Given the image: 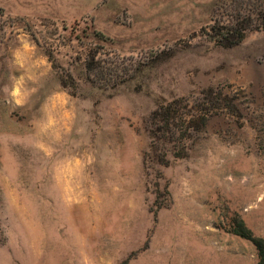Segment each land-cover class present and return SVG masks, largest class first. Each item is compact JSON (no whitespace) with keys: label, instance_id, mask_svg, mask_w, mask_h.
Masks as SVG:
<instances>
[{"label":"rangeland","instance_id":"1","mask_svg":"<svg viewBox=\"0 0 264 264\" xmlns=\"http://www.w3.org/2000/svg\"><path fill=\"white\" fill-rule=\"evenodd\" d=\"M240 1L0 0V264L257 263L264 29L199 32Z\"/></svg>","mask_w":264,"mask_h":264},{"label":"trees","instance_id":"2","mask_svg":"<svg viewBox=\"0 0 264 264\" xmlns=\"http://www.w3.org/2000/svg\"><path fill=\"white\" fill-rule=\"evenodd\" d=\"M251 1L254 2L252 5L249 4ZM263 4V0H241L236 8L231 7L227 17L214 19L212 23L201 27L199 32L223 47L234 46L240 43L251 30L264 29ZM113 66L114 64L110 63L107 65L103 59H94L93 56L84 62V69L89 76H92V81L99 82L105 86L110 82L113 84L117 82L116 75L112 70ZM173 103L174 101L160 105L151 114V126H155V131L152 132L153 135L151 137L155 143L157 141H161L164 144L169 142V139L176 133L174 122H184L185 120L182 115H177ZM157 148L158 146L156 145L153 151L156 152ZM159 160H164V156ZM237 233L252 241L258 254L256 264H264V239L250 237L249 232L243 227Z\"/></svg>","mask_w":264,"mask_h":264}]
</instances>
